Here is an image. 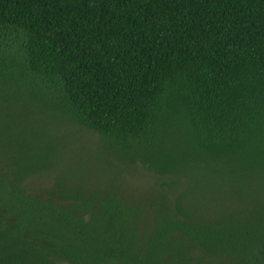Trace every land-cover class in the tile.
<instances>
[{"label":"trees","instance_id":"16d2710c","mask_svg":"<svg viewBox=\"0 0 264 264\" xmlns=\"http://www.w3.org/2000/svg\"><path fill=\"white\" fill-rule=\"evenodd\" d=\"M0 264H264V0H0Z\"/></svg>","mask_w":264,"mask_h":264},{"label":"rangeland","instance_id":"374dc122","mask_svg":"<svg viewBox=\"0 0 264 264\" xmlns=\"http://www.w3.org/2000/svg\"><path fill=\"white\" fill-rule=\"evenodd\" d=\"M7 123V119L0 115V126H4Z\"/></svg>","mask_w":264,"mask_h":264}]
</instances>
